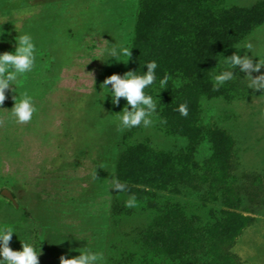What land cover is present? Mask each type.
<instances>
[{
    "label": "rangeland",
    "instance_id": "obj_1",
    "mask_svg": "<svg viewBox=\"0 0 264 264\" xmlns=\"http://www.w3.org/2000/svg\"><path fill=\"white\" fill-rule=\"evenodd\" d=\"M0 31V52L20 31L37 45L24 83L33 120L8 119L11 90L0 105V221L18 230L13 250L31 238L39 264L88 244L103 264H264V93L239 67L213 80L233 46L264 54V0H0ZM113 44L128 61L106 60ZM151 60L169 76L146 90L155 122L120 128L126 101L102 84ZM113 176L127 191H108Z\"/></svg>",
    "mask_w": 264,
    "mask_h": 264
},
{
    "label": "clouds",
    "instance_id": "obj_2",
    "mask_svg": "<svg viewBox=\"0 0 264 264\" xmlns=\"http://www.w3.org/2000/svg\"><path fill=\"white\" fill-rule=\"evenodd\" d=\"M17 33L18 35L14 37V51L0 52V105H3L6 99V90L17 93L18 95L13 97L14 106L8 109V119L15 124H26L33 120L34 115L38 111L34 95L24 90V83L36 66L37 45L29 31ZM4 38L5 33L0 31V40ZM233 47L236 51L230 56H224V67L213 77L214 86L219 88L226 82L238 77L235 70L239 67V71L245 73L244 78L241 80L247 81L248 89L264 93V73L260 71L264 68V54L253 53L254 45L251 40ZM130 50L118 44H113L111 48L102 49L106 53V60L114 58L115 60L127 61L131 55ZM242 50L243 55H241ZM254 58L258 59L254 62ZM144 66L147 68L146 71L135 70L128 71L123 75L112 74L102 84V92L108 93L106 96L111 97L113 104L118 105L121 98L126 101L123 110L114 115V121L120 128L131 129L141 126L149 128L153 126L154 118L158 115V97H154L146 90L155 85L157 81L159 88L165 89L169 76L166 74L158 80L156 70L159 65L156 60L146 62ZM252 73L260 74L253 76ZM109 85H111V88H109ZM106 96L103 97V100ZM4 109L7 108L0 107V112ZM177 110L182 116L188 115L186 103L180 104ZM110 189L123 193L127 191V184L121 182L118 177L113 176L108 191ZM135 204V195L129 196L125 201L127 207H134ZM17 231L14 224L0 221V264H39V256L42 254L41 245L37 247L35 241L31 238L23 240L19 238L21 250H13L11 248L12 236L14 233L17 234ZM74 250L78 251L79 255L70 256V253L61 255L60 264H103L104 254L95 250L91 244L80 247L79 250Z\"/></svg>",
    "mask_w": 264,
    "mask_h": 264
},
{
    "label": "water",
    "instance_id": "obj_3",
    "mask_svg": "<svg viewBox=\"0 0 264 264\" xmlns=\"http://www.w3.org/2000/svg\"><path fill=\"white\" fill-rule=\"evenodd\" d=\"M8 196L12 199L11 195H8Z\"/></svg>",
    "mask_w": 264,
    "mask_h": 264
}]
</instances>
